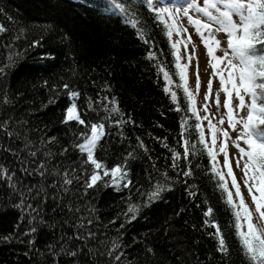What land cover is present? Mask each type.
I'll list each match as a JSON object with an SVG mask.
<instances>
[{
	"label": "trees",
	"instance_id": "obj_1",
	"mask_svg": "<svg viewBox=\"0 0 264 264\" xmlns=\"http://www.w3.org/2000/svg\"><path fill=\"white\" fill-rule=\"evenodd\" d=\"M0 9V264H258L200 140L162 14L147 0H0ZM69 102L84 125L67 119ZM92 123L104 128L94 158L119 165L130 185L104 175L87 187L95 166L77 145ZM28 186L48 192L37 212L32 199L18 207Z\"/></svg>",
	"mask_w": 264,
	"mask_h": 264
},
{
	"label": "snow or ice",
	"instance_id": "obj_2",
	"mask_svg": "<svg viewBox=\"0 0 264 264\" xmlns=\"http://www.w3.org/2000/svg\"><path fill=\"white\" fill-rule=\"evenodd\" d=\"M148 7L150 10L154 11L157 17L159 18L160 14L162 12H168V8L163 9H157L153 8L152 0H147ZM160 3H165L166 0H158ZM167 2H171V0H167ZM185 4H187V7L183 9L184 14L187 15L190 8L193 7L192 3H189L188 0H184ZM207 2V0H206ZM219 3L223 4V9L217 7L215 3H213L211 6L215 8L217 15H213L211 11L207 7L203 9H198L199 11H203L206 13L207 17L214 22L219 27L216 28V31L223 30L227 33V45L228 48L232 50L231 56L234 58H237L239 63H233L232 58L229 57V53L225 52L224 57H215L213 56L214 60L217 61H223L225 58H227V79L225 78V75L220 70L218 65L214 63L212 65L213 69L217 71V74L219 75L220 83L223 88V91L225 93H228L231 95V92L228 87L225 85L230 83L231 89L235 91L236 96L239 98L240 106L243 107L245 104V96L241 94V89L245 93L250 94L251 96V104L249 105V112L247 116L246 122H244V130L247 134V144L250 148V151L247 152L248 157V163L245 164V171L247 174V170L249 166L253 168V170L259 169V180L260 183L258 184V190L260 192V200H257L255 196H253V200L256 201L257 207L259 208L261 206V201H264V128H261L260 125H264V0H219ZM0 11H3V9H0ZM177 11H179V7H177ZM239 17V23H236L233 20V16ZM189 22L195 24L196 29L198 32L201 31V29L205 30H212V24L209 23H203L199 19H194L192 16L188 17ZM203 35V33H201ZM171 35V33H169ZM39 41H33V46H38ZM176 43H173L172 47L175 49L177 46ZM205 43L207 44L208 41L205 40ZM217 43H219L217 41ZM207 52L209 56L213 55V48L209 44L207 48ZM150 55H153L150 53ZM180 57L177 56V63L176 68L180 69V79H184V65L179 63ZM4 69L0 68V73H3ZM238 73V80L239 84L236 83ZM165 79L167 80L168 74L165 73ZM258 78H260V82H258ZM69 86L67 84L64 85V88L67 89ZM211 87V81H209V88ZM167 90V89H166ZM185 92H188V89L185 87ZM78 95L76 91H71L70 96L75 98ZM173 100L176 99L175 93H172ZM189 98H191V94L189 93ZM208 97L206 96V100ZM71 104V102H69ZM217 104H219V101L217 99ZM75 105L71 104V106H68L66 108L67 112V119L72 120L75 118L76 121H78L79 124L84 125L86 121L84 119H81L79 116H74L75 111ZM91 108V105L88 106ZM207 107V105L205 106ZM225 107L228 109V116H229V123H232V108L228 106V101H225ZM116 109H113L115 111ZM193 112H195V109H192ZM257 113H259L257 115ZM197 120L200 119L199 116L196 117ZM223 120L221 119V123ZM121 121H116V124L119 125ZM91 135H86L82 133V136H84V142L77 145L78 149L82 152H85L87 155V160L91 162L92 165L95 166V170L91 176V183L87 184V187H92L96 181L99 178L100 170L102 168V165L93 158V145L97 142L98 137L102 134L98 132V127H101L100 125L96 123L91 124ZM234 127V125H233ZM196 128L200 129L201 124L197 123ZM225 136H227V132L224 133ZM200 140L201 142H204V133L203 131L200 132ZM216 142V135H215V128L212 127V143L215 144ZM142 143V142H141ZM223 150V149H221ZM240 152L243 153L244 149L240 148ZM208 154L214 159L213 151L211 148L208 149ZM31 155L35 156L36 153H31ZM129 156H132L133 154L130 152L128 154ZM185 155H188L187 148H185ZM227 163V160L225 161ZM41 170L39 172L40 176L43 177L45 175L44 165L42 164ZM173 167H175V164H173ZM104 175H111L113 177L112 180V186L119 185L122 180L129 174L127 172H121L119 176H117V173L120 172V166L117 165L115 167H112L111 169L105 168ZM28 175H31V173H27ZM191 173L189 171H185L183 175L185 177L189 176ZM229 174H231V168H229ZM221 181H223L224 177H220ZM64 184L70 185L72 184V181L70 179H67V177H64ZM130 185V181L125 182V186ZM59 184L55 183L53 184V189L58 188ZM221 187H224L222 184ZM61 191L68 192V188H62ZM160 191L159 186L157 187V191L152 193V197H156L157 193ZM33 192H35V195H33ZM43 195L45 197L48 196V192L44 189L36 188L34 189L32 186H28L27 188H22L20 190V198L21 203L18 206L20 209L25 208V201L27 199H32L36 204V208H32L31 204L27 205V209L32 212H37L40 206V203L42 201L39 200V197ZM237 195H239V188H237ZM53 200L57 198V196L53 195ZM228 202L231 204L232 196L231 194L228 195ZM240 204L243 206L244 202L241 199ZM61 207H63V204H61ZM68 211H72V204L69 203L68 205ZM130 211H135L134 206H130ZM212 209H207L208 213H211ZM245 213L247 214V208L244 209ZM237 217H239L240 213L237 212ZM264 215V213H262ZM237 229L239 230L241 228V223L239 219L237 220L236 224ZM248 237H252V239H249L245 237V234L241 231L239 234L242 237V244L245 246L248 253L251 254L250 259L253 261L258 262V264H264V238H261L256 235V233L253 231V224L251 223V220L249 219L248 222ZM35 229L32 230V233H35ZM89 236H91V233H88ZM5 241L9 239V237H4ZM258 241V243L255 244V247L253 246V242ZM220 246L223 248L224 246V240L221 238ZM113 247H116L115 244H113ZM73 256L79 255V253H72Z\"/></svg>",
	"mask_w": 264,
	"mask_h": 264
},
{
	"label": "rangeland",
	"instance_id": "obj_3",
	"mask_svg": "<svg viewBox=\"0 0 264 264\" xmlns=\"http://www.w3.org/2000/svg\"><path fill=\"white\" fill-rule=\"evenodd\" d=\"M188 2L192 3L193 7L189 9L187 15L183 11L187 7L184 0H171L170 3L166 0L165 3L159 5L158 9H169L168 12H162L161 14L166 18L175 43L179 41L177 43L178 56L180 57V64L185 66L184 78L186 87L202 119L205 140L213 151L215 168L224 177L229 194L232 196V201L240 213V230L245 234V237L252 239V237L247 236V225L250 219L253 224V231L257 236L264 238V215H262L264 213V201L260 202L261 206L258 208L256 201L253 200V196L260 200V192L257 187L260 183L259 169L254 171L249 166L247 174L245 171V164L248 163L247 152L250 151V148L247 144L244 122L247 120L251 96L241 89V94L245 96V104L241 107L239 98L236 96L235 91L231 89L230 83L225 86L229 88L231 95L223 91L219 75L212 65L216 63L227 79V58L223 61H217L213 59V56L224 57L225 52H228V58H232L233 63L238 64L239 61L231 56L232 50L227 45V33L223 30L216 31L219 26L212 22L206 13L198 10L207 7L213 15H217L218 13L211 5L215 3L217 7L223 9V4L219 3V0H207V2L206 0H188ZM177 7H179V11H177ZM189 16L199 19L203 23L212 24V30L201 29L198 32L195 24L189 22ZM233 20L239 23L238 16L234 15ZM205 40L208 41L207 44ZM209 44L213 48L212 56H209L207 52ZM236 76V83L239 84L238 73ZM209 81H211L210 88ZM258 82H260V78H258ZM206 96L208 97L207 100ZM217 99L219 104H217ZM226 100L228 101V106L232 108L231 124L229 123L228 109L225 107ZM206 105L207 107H205ZM74 116H79L76 107ZM221 119L223 120L222 123ZM212 127L215 128V144L212 143ZM260 127L264 128V125H260ZM98 132L102 134L93 145V158L95 147L104 134L103 126L98 127ZM225 132H227V136H225ZM240 148L244 149L243 153L240 152ZM226 160L227 163H225ZM229 168H231V174H229ZM104 169L102 166L98 170L100 175L96 182L104 176ZM121 172L124 171L120 169L117 176ZM126 181H129L127 176L115 187L125 186ZM237 188H239V195H237ZM241 199L244 202L243 206L240 204ZM245 207L247 208V214L244 211Z\"/></svg>",
	"mask_w": 264,
	"mask_h": 264
}]
</instances>
